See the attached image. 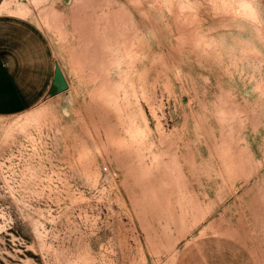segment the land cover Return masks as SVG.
<instances>
[{"label": "rangeland", "instance_id": "374dc122", "mask_svg": "<svg viewBox=\"0 0 264 264\" xmlns=\"http://www.w3.org/2000/svg\"><path fill=\"white\" fill-rule=\"evenodd\" d=\"M224 1L0 13L70 85L0 116L3 264H264V0Z\"/></svg>", "mask_w": 264, "mask_h": 264}, {"label": "crops", "instance_id": "0c3cea01", "mask_svg": "<svg viewBox=\"0 0 264 264\" xmlns=\"http://www.w3.org/2000/svg\"><path fill=\"white\" fill-rule=\"evenodd\" d=\"M4 1L0 0V13L4 11ZM23 10L25 9L21 8L12 13L15 16L26 17L27 15H20ZM4 18L8 19H5L6 22L5 20H3L4 22L0 20V28L4 26L9 36H21L20 31L23 24L19 23L20 21L16 23L14 22L15 20H11L16 17L5 15L2 19ZM3 34L0 32V116H14L35 107L44 96L52 93L56 63L54 68L51 69V63L46 62L47 64L44 65L46 72L44 73L41 71V64H37L33 57L27 56V50L24 48L10 50L14 49V47L10 48V46H7L6 41L2 39ZM51 72L52 77L47 83V78H45L44 74Z\"/></svg>", "mask_w": 264, "mask_h": 264}, {"label": "water", "instance_id": "95a60500", "mask_svg": "<svg viewBox=\"0 0 264 264\" xmlns=\"http://www.w3.org/2000/svg\"><path fill=\"white\" fill-rule=\"evenodd\" d=\"M57 82H60V86L57 87ZM53 91L52 93L54 95L62 94L69 90L70 85L68 83V80L66 79V76L64 75V72L62 70V67L59 63H56V70L54 75V81H53Z\"/></svg>", "mask_w": 264, "mask_h": 264}, {"label": "bare ground", "instance_id": "6f19581e", "mask_svg": "<svg viewBox=\"0 0 264 264\" xmlns=\"http://www.w3.org/2000/svg\"><path fill=\"white\" fill-rule=\"evenodd\" d=\"M37 1H41V0H37ZM30 2H31V0L28 3H30ZM226 2L227 1L225 0L224 3H226ZM4 3H3L4 4V11H8L9 9H13L12 8L13 6L20 7V6H23V5H28V3L17 2L15 0H5ZM242 7L244 8L245 11H248L250 13L253 11V5L249 1H245V2L243 1ZM234 8H235V6H234ZM20 15L26 16L27 15V10L21 11ZM101 152H102V150L99 151V153H101Z\"/></svg>", "mask_w": 264, "mask_h": 264}, {"label": "built area", "instance_id": "2783aa9c", "mask_svg": "<svg viewBox=\"0 0 264 264\" xmlns=\"http://www.w3.org/2000/svg\"><path fill=\"white\" fill-rule=\"evenodd\" d=\"M17 2H23V3H28L30 0H15Z\"/></svg>", "mask_w": 264, "mask_h": 264}, {"label": "snow or ice", "instance_id": "6c2138e0", "mask_svg": "<svg viewBox=\"0 0 264 264\" xmlns=\"http://www.w3.org/2000/svg\"><path fill=\"white\" fill-rule=\"evenodd\" d=\"M60 86V82H57V87ZM0 264H3V261H0Z\"/></svg>", "mask_w": 264, "mask_h": 264}]
</instances>
